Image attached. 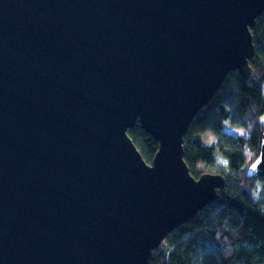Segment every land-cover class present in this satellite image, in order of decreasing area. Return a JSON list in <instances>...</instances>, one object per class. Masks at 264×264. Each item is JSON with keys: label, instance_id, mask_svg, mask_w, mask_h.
I'll list each match as a JSON object with an SVG mask.
<instances>
[{"label": "water", "instance_id": "obj_1", "mask_svg": "<svg viewBox=\"0 0 264 264\" xmlns=\"http://www.w3.org/2000/svg\"><path fill=\"white\" fill-rule=\"evenodd\" d=\"M264 0H0V264H147L219 197L185 136L248 77ZM159 143L148 162L130 135ZM264 171V131L249 175Z\"/></svg>", "mask_w": 264, "mask_h": 264}, {"label": "trees", "instance_id": "obj_2", "mask_svg": "<svg viewBox=\"0 0 264 264\" xmlns=\"http://www.w3.org/2000/svg\"><path fill=\"white\" fill-rule=\"evenodd\" d=\"M252 33V73L244 77L231 72L185 136L184 157L193 175L202 174L197 170L202 163L208 172L224 175L226 184L216 200L169 234L147 264H264V171L249 175L261 154L264 131V12ZM226 123L248 129L249 136L227 131ZM130 135L151 162L159 143L140 121ZM207 135L212 136L210 143ZM247 148L254 153L250 160Z\"/></svg>", "mask_w": 264, "mask_h": 264}, {"label": "rangeland", "instance_id": "obj_3", "mask_svg": "<svg viewBox=\"0 0 264 264\" xmlns=\"http://www.w3.org/2000/svg\"><path fill=\"white\" fill-rule=\"evenodd\" d=\"M262 88H263V92H264V83L262 84ZM261 124L264 125V114L261 117ZM225 129L227 131H229V132H232V133L236 134V135L249 136V134H250L248 129H246L244 127H234V126H231L228 123L225 124ZM204 139H205L206 142L210 143L212 141V136L211 135H207V136H205ZM246 154H247V158L250 160L253 157L254 153H252V151H250L249 148H247L246 149ZM197 170L199 172H202V173L208 172L206 166L204 164H202V163H198L197 164ZM254 193L255 192L252 190V194H254Z\"/></svg>", "mask_w": 264, "mask_h": 264}]
</instances>
